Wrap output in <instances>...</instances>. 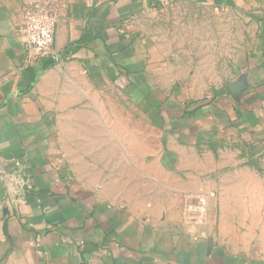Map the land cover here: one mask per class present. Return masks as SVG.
<instances>
[{
  "label": "crops",
  "instance_id": "obj_1",
  "mask_svg": "<svg viewBox=\"0 0 264 264\" xmlns=\"http://www.w3.org/2000/svg\"><path fill=\"white\" fill-rule=\"evenodd\" d=\"M33 1L0 0V264H264V210L221 237L186 200L201 150L264 133V0H47L59 61L26 45ZM170 6L194 25L156 20ZM107 86L151 129L114 187L67 160L62 126Z\"/></svg>",
  "mask_w": 264,
  "mask_h": 264
},
{
  "label": "rangeland",
  "instance_id": "obj_2",
  "mask_svg": "<svg viewBox=\"0 0 264 264\" xmlns=\"http://www.w3.org/2000/svg\"><path fill=\"white\" fill-rule=\"evenodd\" d=\"M191 12L186 7L170 6L159 10L155 18L160 23L167 18L170 22L180 18V22L190 28L194 25V20L189 18ZM229 43L232 55L235 47L232 37ZM92 90L90 87L91 98L99 101L100 106L81 108L77 104L69 113L74 121L69 119V122L62 123L67 143L65 155L78 172L93 175L114 187L123 177L121 168L133 169V157L136 158L137 152L142 156L147 132L151 129L141 109L131 102L124 91L111 86L98 93ZM86 109L88 113L83 112ZM217 146L197 154L199 166L195 177L202 184V190L200 186L195 187L199 191H189L186 200L189 204L190 200L201 195L204 200L200 215L207 216V220L210 214L213 216L219 236L236 238L237 235L229 233L233 226L239 225V222L247 226L253 218L259 219L260 212L264 210V133L256 139H237ZM132 151L135 154L132 155ZM86 162L91 164L89 169ZM125 176L130 181V174ZM134 177L138 178L132 174ZM195 177L186 176V179L193 184ZM215 184L219 186L218 191ZM222 187L225 188V195ZM216 199L220 201L215 203Z\"/></svg>",
  "mask_w": 264,
  "mask_h": 264
},
{
  "label": "built area",
  "instance_id": "obj_3",
  "mask_svg": "<svg viewBox=\"0 0 264 264\" xmlns=\"http://www.w3.org/2000/svg\"><path fill=\"white\" fill-rule=\"evenodd\" d=\"M56 7L47 0H35L24 9L26 45L36 51L38 57L59 61L62 56L54 49L57 18Z\"/></svg>",
  "mask_w": 264,
  "mask_h": 264
}]
</instances>
